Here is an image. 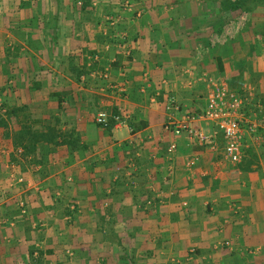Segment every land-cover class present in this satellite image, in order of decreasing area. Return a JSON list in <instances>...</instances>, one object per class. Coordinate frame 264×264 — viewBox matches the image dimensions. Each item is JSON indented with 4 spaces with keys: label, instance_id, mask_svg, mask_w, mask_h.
Here are the masks:
<instances>
[{
    "label": "crops",
    "instance_id": "crops-1",
    "mask_svg": "<svg viewBox=\"0 0 264 264\" xmlns=\"http://www.w3.org/2000/svg\"><path fill=\"white\" fill-rule=\"evenodd\" d=\"M131 1L0 0V264H264V139L232 163L220 133L163 128L203 76L264 103V6L212 43L221 0Z\"/></svg>",
    "mask_w": 264,
    "mask_h": 264
},
{
    "label": "built area",
    "instance_id": "built-area-1",
    "mask_svg": "<svg viewBox=\"0 0 264 264\" xmlns=\"http://www.w3.org/2000/svg\"><path fill=\"white\" fill-rule=\"evenodd\" d=\"M82 1L77 0L78 3ZM203 77L209 87L203 110L184 111L177 119L169 116L163 123V128L172 131L174 135L185 134L202 143L210 142L214 133H220L223 140V158L232 163L240 162L247 137L264 139V103L260 101L251 103L249 95L231 88L224 78ZM250 103L253 108L245 112ZM165 107L179 110V105L172 96L167 98ZM125 118L121 111L105 109L98 110L94 117L95 122L104 128L123 123ZM198 119L214 122V132L207 133L201 127L193 126V122ZM211 145L214 144L211 142ZM174 148L175 143L170 142L167 149L172 151Z\"/></svg>",
    "mask_w": 264,
    "mask_h": 264
},
{
    "label": "rangeland",
    "instance_id": "rangeland-1",
    "mask_svg": "<svg viewBox=\"0 0 264 264\" xmlns=\"http://www.w3.org/2000/svg\"><path fill=\"white\" fill-rule=\"evenodd\" d=\"M93 2H95V0H93ZM260 5L264 6V3L255 4L252 6V8L259 7ZM132 6H134V4L131 0H123L122 7L124 9H131ZM251 15L252 14L250 13V11H246V10L237 12L236 16L228 19V21L222 26L220 31L214 32L208 37L209 41H211L212 43H221L229 39H233L244 29L245 25L250 21L252 17ZM112 20L114 21V19H112L111 16L104 17V21L107 23H110ZM96 54L97 53H94L92 58L97 56ZM6 115H8V111L6 105L3 104L2 96H0V118L5 119Z\"/></svg>",
    "mask_w": 264,
    "mask_h": 264
},
{
    "label": "trees",
    "instance_id": "trees-1",
    "mask_svg": "<svg viewBox=\"0 0 264 264\" xmlns=\"http://www.w3.org/2000/svg\"><path fill=\"white\" fill-rule=\"evenodd\" d=\"M220 3L221 7L227 12H239L242 10H250L253 5L264 3V0H221ZM8 113L10 112L8 111ZM1 123H4L3 118H0ZM34 136L36 137V133Z\"/></svg>",
    "mask_w": 264,
    "mask_h": 264
}]
</instances>
